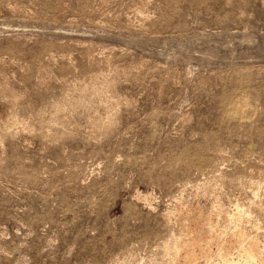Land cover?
Returning a JSON list of instances; mask_svg holds the SVG:
<instances>
[{
    "label": "rangeland",
    "instance_id": "374dc122",
    "mask_svg": "<svg viewBox=\"0 0 264 264\" xmlns=\"http://www.w3.org/2000/svg\"><path fill=\"white\" fill-rule=\"evenodd\" d=\"M200 215L264 264V0H0V264H187Z\"/></svg>",
    "mask_w": 264,
    "mask_h": 264
},
{
    "label": "bare ground",
    "instance_id": "6f19581e",
    "mask_svg": "<svg viewBox=\"0 0 264 264\" xmlns=\"http://www.w3.org/2000/svg\"><path fill=\"white\" fill-rule=\"evenodd\" d=\"M238 208H239V206H238ZM241 210H243V209H241ZM237 212L240 213L239 211H237ZM244 213H245V211H244ZM240 214H242V213H240ZM230 217H231V220L235 222V219L233 220V218H232L233 216H230ZM239 218H241V216ZM210 221H211L210 218H208V217L204 218L203 215H200L198 220L195 221V226L193 228V232H194V234L196 233V235L194 237H192L191 240H189L188 242L183 241L180 244H174L173 247H171L172 245L165 244V250H167L170 253H171V250H173L172 251L173 252L172 253L173 254V258H172L173 262L175 260L177 261V259L179 258V253H180L181 249H185L186 250V254H185L186 262L185 263L193 264L195 257L197 256L195 254V249L200 248V245L202 246L201 243L203 241L202 236L199 234V232H201V230H200V228H198V226L206 224L209 226V228H211V227H213V225L211 224ZM234 232L235 233L232 234L230 239H227L225 242L220 244V250L219 251H220L221 255L220 254L218 255L219 257L220 256L222 257V259L220 261L224 260L227 262V264H240L241 263V262L239 263L240 260L235 261L233 258H228L230 250L234 247V245H237L241 249V257L243 258L242 259L243 261L242 260L241 261L243 264H263V257H262V255L259 254V251H260L259 250V246H260L259 243L255 239L254 240L251 239V240L245 242L247 234H246V230L244 228L237 229ZM178 243H179V241H178ZM201 252L204 253L206 256H209V254H210V252H207L203 249L201 250ZM171 264H172V261H171ZM173 264H175V263H173Z\"/></svg>",
    "mask_w": 264,
    "mask_h": 264
}]
</instances>
